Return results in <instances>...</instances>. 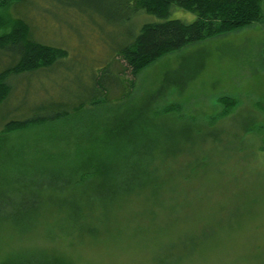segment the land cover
Segmentation results:
<instances>
[{"label": "rangeland", "instance_id": "rangeland-1", "mask_svg": "<svg viewBox=\"0 0 264 264\" xmlns=\"http://www.w3.org/2000/svg\"><path fill=\"white\" fill-rule=\"evenodd\" d=\"M123 1L0 10L68 54L7 81L0 264H264V17L132 79L114 54L163 20L135 16ZM168 19L197 16L174 6ZM17 60L0 51V73ZM221 98L236 101L229 115ZM61 111L59 121L4 132Z\"/></svg>", "mask_w": 264, "mask_h": 264}, {"label": "trees", "instance_id": "trees-1", "mask_svg": "<svg viewBox=\"0 0 264 264\" xmlns=\"http://www.w3.org/2000/svg\"><path fill=\"white\" fill-rule=\"evenodd\" d=\"M23 1L0 0V10ZM122 6L135 16L144 13L163 20L160 23L143 25L133 41L114 54L118 62L126 64L132 79H136L142 70L168 54L251 27L261 23L264 17L262 0H124ZM174 6L195 14L197 20L190 24L180 20H169L171 8ZM5 50L15 53L18 60L0 73V107L11 94L7 81L12 75L18 76L47 69L68 57L63 49L34 41L31 27L25 20L11 19L0 12V51ZM98 85L103 91H108L104 83L99 82ZM219 101L225 107L222 115H229L236 107V101L230 98H221ZM173 110L175 108L171 106L164 112L169 113ZM66 115L68 112L61 111L48 118L12 121L5 126L4 132L12 133L48 121H59ZM84 183V175L74 182L75 185ZM82 228L83 226H80L76 229L81 231Z\"/></svg>", "mask_w": 264, "mask_h": 264}]
</instances>
